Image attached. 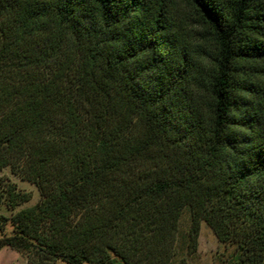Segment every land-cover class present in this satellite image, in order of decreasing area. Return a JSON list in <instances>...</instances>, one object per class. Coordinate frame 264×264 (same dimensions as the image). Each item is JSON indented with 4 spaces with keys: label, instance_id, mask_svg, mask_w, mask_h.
I'll return each mask as SVG.
<instances>
[{
    "label": "trees",
    "instance_id": "obj_1",
    "mask_svg": "<svg viewBox=\"0 0 264 264\" xmlns=\"http://www.w3.org/2000/svg\"><path fill=\"white\" fill-rule=\"evenodd\" d=\"M0 250L187 264L202 223L264 264V0H0Z\"/></svg>",
    "mask_w": 264,
    "mask_h": 264
},
{
    "label": "rangeland",
    "instance_id": "obj_2",
    "mask_svg": "<svg viewBox=\"0 0 264 264\" xmlns=\"http://www.w3.org/2000/svg\"><path fill=\"white\" fill-rule=\"evenodd\" d=\"M7 184H14L16 191L20 194H28L30 200L27 203L21 204L16 207L14 212L21 209L31 207L36 204L39 199L38 191L36 188L26 181H22L16 176H13L9 169L6 168L0 171V193L6 188ZM0 215L9 217L11 215L10 210L3 203L0 206ZM190 225V214L188 209L183 212L180 221L177 234V248L180 251L177 253V257H184L187 264H228V260L234 252V247L230 245L220 244L212 230L206 226L205 223L201 224L200 235L198 238L197 251L188 255L185 251L186 245V234ZM11 228L7 225L5 231H0V238L3 235H9ZM0 264H29L25 257L21 255L17 250L11 247H4L0 250ZM55 264H63L57 262Z\"/></svg>",
    "mask_w": 264,
    "mask_h": 264
}]
</instances>
